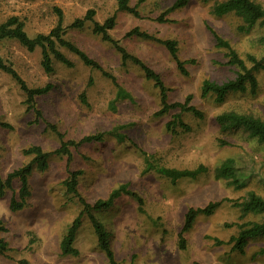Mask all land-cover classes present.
<instances>
[{
    "label": "rangeland",
    "instance_id": "obj_1",
    "mask_svg": "<svg viewBox=\"0 0 264 264\" xmlns=\"http://www.w3.org/2000/svg\"><path fill=\"white\" fill-rule=\"evenodd\" d=\"M177 0H131L139 16L119 12L116 0H0V24L17 17L33 38L47 35L62 15L63 39L73 43L113 77L87 67L77 55L57 43V49L71 67L52 58L53 72L41 65V50L30 52L16 40L0 41V58L11 66L28 88L50 85L45 95L34 98L27 110L19 85L0 70V179L30 162L24 150L40 146L45 152L60 146L57 132L65 141L78 142L85 136L102 134L103 139L70 148V161L52 155L48 166L33 167L28 177L30 196L22 210H9L11 196L20 187L18 179L0 197V238L9 246L0 264H108L87 216L84 215L73 244L77 256L62 255L60 242L80 213L78 199L63 186L69 172L79 171L77 190L89 204L105 200L126 186L142 204L122 194L107 210L94 212L103 224L111 251L120 264H264V233L248 238L243 254L232 249L231 237L244 222L260 223L262 215L241 211L231 201L242 202L248 192L264 199V143L241 129L221 126L216 116L225 111L251 114L264 120V74L255 73L256 93L229 94L222 103L213 96L201 97L204 80L223 83L235 78L236 68L227 65L226 51L217 48L209 31L228 41L246 61L251 54L264 57V25L248 31L234 15L217 17L212 6L223 0H188L185 6L165 13ZM264 7V0H253ZM94 10V20L102 23L115 15V27L108 33L129 54L155 71L166 88L169 104H190L202 113L179 109L156 116L159 91L147 80L139 66L122 63L113 46L92 33L86 22L80 29L68 26ZM164 14V15H163ZM163 16L165 22L157 19ZM138 28L159 39L177 43V56L186 62L183 75L169 52L159 43L126 34ZM191 61V62H189ZM246 66L250 63L246 61ZM35 111L41 116L37 118ZM179 116L184 126L167 124ZM55 129V131L53 130ZM233 161L234 179H216L215 169ZM206 172L195 179L181 178L174 184L157 172L159 168ZM224 201L209 216L200 215L186 232L185 249L179 248V232L190 208ZM221 241L223 244H216Z\"/></svg>",
    "mask_w": 264,
    "mask_h": 264
},
{
    "label": "trees",
    "instance_id": "obj_2",
    "mask_svg": "<svg viewBox=\"0 0 264 264\" xmlns=\"http://www.w3.org/2000/svg\"><path fill=\"white\" fill-rule=\"evenodd\" d=\"M131 0H116V9L119 12L130 13L136 17L139 16L135 7L130 6ZM206 1V0H205ZM188 2V0H177L172 7H170L165 13H169L173 10L179 9ZM59 15L56 26L47 34H38L33 38H30L24 31V24L17 17H10L6 21L0 24V41L4 39L16 40L20 45L25 47L28 51L32 52L36 48L41 50V65L46 73L53 72L52 58L58 62L64 64L67 67H71L72 63L57 49V43L61 47L67 48L70 52L77 55L78 58L83 62L84 65L90 68L98 69L104 76L111 79L113 77L105 72L97 62L87 56L85 52L79 49L76 45L63 39L64 29L62 27V15L57 10ZM212 14L221 17L224 15H234L240 18L245 26H241L239 29L249 30L255 24L264 25V7L254 2L253 0H223L215 3L212 6ZM164 15V14H163ZM95 12L90 9L82 18L75 19L68 27L72 29L82 28L86 22L92 24V33L101 37V39L113 46V48L120 54L122 63L131 62L140 67L143 71L145 78L153 82L154 87L159 91L160 96V109L156 112V116H161L170 110L179 109L181 112L192 113L195 117L201 118L202 113L190 104L191 96H187L183 103L175 102L169 104L167 102L166 88L161 80V77L145 65L139 58L129 54L123 47H121L116 40H113L109 31L115 27V15H111L106 18L102 23L94 20ZM158 22H165L163 16L157 19ZM209 31L215 41L217 48L224 49L226 51V58L228 59L227 65L235 67L236 74L235 78L228 80L223 83H216L209 80H204L201 83L200 94L201 97L206 98L213 96L216 103H222L229 94H244L249 92L255 94L258 89V81L255 73L262 71L264 74V57L256 58L254 55H246V61L250 63V67L246 66V61L242 59L238 53L232 48L230 43L218 35L214 30L209 28ZM127 37H138L142 39L152 40L162 45L170 54L171 58L175 62L178 70L183 74L187 75L184 68L186 62L181 61L177 56V43L173 40H163L151 36L145 32H141L138 28L130 30ZM261 42L264 44V37L261 38ZM191 62V61H189ZM0 70L8 74L20 87L21 91L25 94V105L27 110H31L34 106V98L36 96L45 95L50 90V85H46L41 88H28L25 82L20 78L16 71L9 65L5 64L0 58ZM37 118L41 116L39 111H35ZM216 122L225 127H232L235 129H241L248 133L252 138H256L258 142L264 143V120L255 117L251 114L237 113L235 111H225L216 116ZM184 126L180 121L179 116L175 117V121L168 123L167 128L170 125ZM55 131V129L53 128ZM60 139V146L55 151L45 152L40 146H31L24 150L25 155L32 156V159L25 166L12 171L9 173L4 181L0 179V197L4 195L6 189H11V183L14 179H18L20 187L17 195L14 193L9 201V210L16 212L22 210L26 205V198L30 196L28 188V177L33 171V167L43 171L48 166V159L52 155H63L67 157L68 162L70 161V148H76L84 143H90L94 141H100L103 139L102 134H94L83 137L78 142L65 141L63 136L57 132ZM233 161L231 159L223 162L218 168L215 169L216 179H234L236 184ZM159 174L168 178L171 183H175L178 179L189 178L195 179L199 175L206 172V168L202 165L198 166L193 170H176L159 168L157 170ZM81 174L79 171L69 172L68 177L64 180L63 186L67 193L74 195L82 206L80 213L75 217L70 226L68 227L65 235L60 242V250L62 255L77 256L78 250L74 248L73 244L76 239L78 229L81 225V220L84 215L87 216L91 223L94 234L97 239V247L104 252L108 264H120L115 258L114 254L110 249L108 242L107 232L101 222H99L93 215L94 212L101 210H107L111 207L114 200L120 197L122 194H126L135 199L139 205L142 204V200L135 193L127 190L126 186H120L119 189L114 190L110 196L105 200H97L93 204H89L79 194L77 190L78 176ZM222 200L218 202L208 203L206 206L201 208H190L184 216L183 226L179 232V248L185 249V239L183 235L188 232L196 218L200 215L209 216L224 202ZM235 207L241 211V217H245L248 214L262 215L264 217V199L254 192H248L242 202L231 201ZM238 234L230 238L229 243L232 244V249L239 251L243 254V249L248 241L249 237L264 233V219L260 223L244 222L238 225ZM3 229L0 227V231ZM216 244H223L221 241H215ZM10 248L8 244L0 238V255L8 256ZM260 254H264V249L260 251ZM18 264H31L25 259L17 261ZM133 264V263H130ZM197 264V263H196Z\"/></svg>",
    "mask_w": 264,
    "mask_h": 264
}]
</instances>
